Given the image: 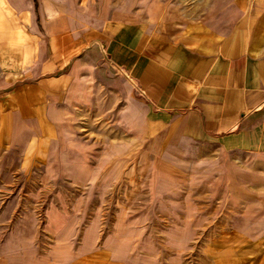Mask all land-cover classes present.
<instances>
[{
	"label": "crops",
	"instance_id": "0c3cea01",
	"mask_svg": "<svg viewBox=\"0 0 264 264\" xmlns=\"http://www.w3.org/2000/svg\"><path fill=\"white\" fill-rule=\"evenodd\" d=\"M51 2L42 20L55 44L38 67L5 79L8 146L0 153L24 165L20 179H32L25 166L39 164L44 180L69 182L51 196L73 200L48 206L51 247L1 237L0 264H166L167 255L176 264L182 250L190 264L194 239L210 228L264 244V0H186L184 16L158 0ZM108 119L117 141H108ZM108 164L128 169L108 179ZM124 179L137 186L111 194L143 199L123 202L111 219L95 198L108 197V180ZM195 180L223 207L202 203L194 212L178 201ZM136 206L183 222L174 219L162 242L145 231L161 227L155 218L145 225L135 215L133 227ZM223 262L224 250L213 258Z\"/></svg>",
	"mask_w": 264,
	"mask_h": 264
},
{
	"label": "rangeland",
	"instance_id": "374dc122",
	"mask_svg": "<svg viewBox=\"0 0 264 264\" xmlns=\"http://www.w3.org/2000/svg\"><path fill=\"white\" fill-rule=\"evenodd\" d=\"M57 1V0H56ZM62 1V0H60ZM64 1V0H63ZM113 2V0H110ZM162 5H166L169 8H173V10H176L177 13H181L180 16H184V11L179 10L180 6L185 4L186 0H158ZM32 5V23L34 25L35 32L31 31V39L33 42L38 40L39 37H45V41L47 45L50 47L51 45H54L55 43H51V38L47 36V30L45 24H49L50 22L43 21V14L44 10L42 6L44 7V1L43 0H37L38 6H36L35 0H30ZM77 4L81 2V0H74ZM149 3H153V0H149ZM45 8V7H44ZM4 11V13H3ZM46 12V11H45ZM5 10L3 9L0 1V26L4 24L5 20L9 19L8 15L5 14ZM48 13V12H47ZM46 18V17H45ZM30 23V22H29ZM29 23L27 24V28L31 29L29 27ZM49 28V27H48ZM1 29V28H0ZM38 32V33H37ZM61 39V38H60ZM28 68H31L30 66H27L23 69H16L15 64L13 62L5 61L2 59V52L0 51V113L4 110H7L9 108L8 101L4 99V96H2V93L7 91L5 88L9 85V82H6L8 80H5L6 78H9L11 82L15 81L17 76L20 75L21 70H27ZM4 80V81H3ZM6 85V86H5ZM108 89V94H109ZM130 103V101H129ZM116 108V107H114ZM111 121L108 119V141L113 140L117 141L120 139V134L114 132V128L110 129ZM0 127L2 128L1 123V117H0ZM83 137H88V128L84 129L82 132ZM92 136H94L92 134ZM8 144L7 141L2 140L0 138V148H3L4 152L7 148ZM2 151V152H3ZM21 161L20 159H18ZM24 165L14 164L4 162L2 155L0 153V238L4 237H29L32 242V247L34 251L37 248H41V250H45L46 248L51 247V243L53 242L52 239H50L47 235L45 228L46 223V212L48 209V206L50 202L54 200H63L64 202H70L73 200V197H53L51 196L54 194L53 192H56L54 190L56 189H64V188H72L73 186L69 182L64 181H49L44 180L41 176L42 173V166L41 165H29L25 166V170L28 171V177H33L32 179H20L22 175V168ZM135 168V165L132 166ZM128 167L120 166V165H111L108 164V179L112 177V174L119 173V172H126ZM130 170V168H129ZM135 170V169H134ZM132 170V171H134ZM8 174H5L6 172ZM131 171V170H130ZM184 181V178H183ZM130 183H133L137 186V183L135 180H118V181H109L108 180V197H96V201L99 203L101 209L107 206L108 204V211H111V219H114L115 215L114 212L117 209H123L121 206L123 202L126 201H133L137 202V199L142 200L143 198H137V196H125V197H119L117 196V191L114 194H111L112 191H109L110 189L114 188H120V189H130L132 185ZM193 190L188 192V196H179L176 198L178 201H185L189 200L190 203H192L194 212H200L202 203L205 204H212L214 206H222L223 207V198L218 197H208L206 194H203L201 191H198L200 186V181L195 180L193 181ZM179 187L183 188L184 185H179ZM43 189V190H41ZM52 190V191H50ZM53 203V202H52ZM182 206H184V203H182ZM225 223L226 227H231V221L232 219V209L231 206L225 205ZM146 209V208H145ZM138 207H134L130 212L132 216V224L133 227H136V216L138 218L142 219L145 222V225L149 223L152 219H156L157 221L161 222V227L155 228V230H145L146 232L152 233V231H155L157 236H160V239L162 242H165V237L167 235V231L169 227L174 226L175 221H178V224L176 226H180V224L183 222L182 217L175 216V218H169L168 216H164L161 213L158 212H152V213H144L143 211H138ZM184 211V208L182 209ZM197 214V213H196ZM217 214V216L222 215ZM136 215V216H135ZM152 215V218L150 217ZM239 216V214L237 213ZM210 221L216 220V215L213 213H210L209 215ZM228 220V221H227ZM173 221V222H171ZM112 222V221H111ZM110 222V223H111ZM164 224V225H163ZM110 226H113V224H110ZM228 229V230H227ZM223 231L221 234V240L222 243L221 246H216L214 242L215 232ZM204 236V238H203ZM198 235V238L194 239L196 244L193 246L192 251L189 252L188 261H190V264H214L213 258L217 256V254H220L224 250L225 254V262L223 264H264V244H258L257 246L251 244L248 240L249 237L245 238L244 240H241L244 238V234H238L235 230L232 228H226V230H218V229H212L210 228L208 230V233ZM48 237V245L42 246V239H46ZM239 237L241 239H239ZM202 240L204 243H202ZM2 241V240H0ZM257 248V249H255ZM233 249V250H232ZM169 252V251H168ZM192 252V253H191ZM182 258L177 262L176 264H184L185 260V253L182 250L178 253V256H181ZM164 261L166 264H170L169 257L167 255L166 258H164ZM192 261V262H191ZM174 264V262H171V264Z\"/></svg>",
	"mask_w": 264,
	"mask_h": 264
},
{
	"label": "bare ground",
	"instance_id": "6f19581e",
	"mask_svg": "<svg viewBox=\"0 0 264 264\" xmlns=\"http://www.w3.org/2000/svg\"><path fill=\"white\" fill-rule=\"evenodd\" d=\"M0 1L6 12L5 14L9 18L5 20L3 26H0V51L2 52V59L13 62L16 69H23L27 66L31 68L38 67L45 57L47 43L44 39L45 37H39L35 42L30 37L31 31L35 32L32 23L33 12L30 0ZM43 1L45 10L49 14L52 13L51 10L54 9L51 7V0ZM28 23L31 29L27 28ZM6 129H8L7 126L0 127V138L8 136ZM41 145H43V142H41ZM41 152L38 146L36 153L40 158ZM30 156L34 157L32 154Z\"/></svg>",
	"mask_w": 264,
	"mask_h": 264
},
{
	"label": "trees",
	"instance_id": "16d2710c",
	"mask_svg": "<svg viewBox=\"0 0 264 264\" xmlns=\"http://www.w3.org/2000/svg\"><path fill=\"white\" fill-rule=\"evenodd\" d=\"M35 2H36V6H38V4H37V0H35Z\"/></svg>",
	"mask_w": 264,
	"mask_h": 264
}]
</instances>
